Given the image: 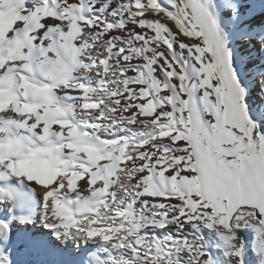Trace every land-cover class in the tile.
Segmentation results:
<instances>
[{
	"label": "snow or ice",
	"instance_id": "1",
	"mask_svg": "<svg viewBox=\"0 0 264 264\" xmlns=\"http://www.w3.org/2000/svg\"><path fill=\"white\" fill-rule=\"evenodd\" d=\"M33 203L83 264H214L202 229L264 264V0H0V209Z\"/></svg>",
	"mask_w": 264,
	"mask_h": 264
},
{
	"label": "bare ground",
	"instance_id": "2",
	"mask_svg": "<svg viewBox=\"0 0 264 264\" xmlns=\"http://www.w3.org/2000/svg\"><path fill=\"white\" fill-rule=\"evenodd\" d=\"M19 216L29 217L30 222L24 224L16 223L14 217ZM0 220L7 221L11 228L6 238L0 235V262H2V264H83V257L90 250L88 246L83 243L77 247L72 241L63 244L57 242L56 238L51 236L49 230L44 228L43 224L40 222L35 203L26 208L0 209ZM29 227H31L33 231H29ZM34 230L37 232H34ZM242 231L245 233L246 239L250 240L252 238L250 231L243 229ZM209 232L202 229V235L204 234L209 242L212 243L211 246L209 245L210 247L207 251L211 252L213 257L216 256V250L219 251V261L225 264L220 247L222 242L220 241L219 245V242H216L218 237L214 233L208 234ZM37 236H47L49 240H51V237L54 238L55 241L52 242L56 246L45 248L34 245L31 243V239ZM215 242L217 243L216 245ZM69 244H73V247L75 246L74 248H76L77 251L72 252L69 249ZM251 259L252 253L249 250L245 258V264H249Z\"/></svg>",
	"mask_w": 264,
	"mask_h": 264
},
{
	"label": "rangeland",
	"instance_id": "3",
	"mask_svg": "<svg viewBox=\"0 0 264 264\" xmlns=\"http://www.w3.org/2000/svg\"><path fill=\"white\" fill-rule=\"evenodd\" d=\"M30 230L33 231V229H32L31 227H29V231H30ZM243 230L249 231V230H247V229H243ZM205 231H206V232H209L210 230L205 229ZM34 232H37V231L34 230ZM208 234H213V232L210 231ZM202 236H203V243L205 244L206 248L209 249V247L212 245V243L209 242V240L205 237L204 234H203ZM217 239H218V240H217ZM217 239H216V242H219V245H220V240H219V238H217ZM51 241H55L54 238L51 237ZM216 242H215V245L217 244ZM209 245H210V246H209ZM69 246H70L69 249H70L72 252H74V251L76 252V251H77L76 248H74L75 246L73 247V244H69ZM218 247H219V246H218ZM208 252H209V251H208ZM220 252H221V251H220ZM209 253L211 254V252H209ZM211 255H212V254H211ZM212 257H213V255H212ZM213 260H214V263H215V264H222V262L219 261V260H220L219 251L216 250V256L213 257Z\"/></svg>",
	"mask_w": 264,
	"mask_h": 264
},
{
	"label": "water",
	"instance_id": "4",
	"mask_svg": "<svg viewBox=\"0 0 264 264\" xmlns=\"http://www.w3.org/2000/svg\"><path fill=\"white\" fill-rule=\"evenodd\" d=\"M242 231V230H241Z\"/></svg>",
	"mask_w": 264,
	"mask_h": 264
}]
</instances>
